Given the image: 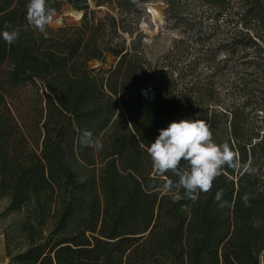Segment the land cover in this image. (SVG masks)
Segmentation results:
<instances>
[{"label":"trees","instance_id":"obj_1","mask_svg":"<svg viewBox=\"0 0 264 264\" xmlns=\"http://www.w3.org/2000/svg\"><path fill=\"white\" fill-rule=\"evenodd\" d=\"M152 1L47 0L82 16L45 35L26 19L28 0H0V32L20 31L12 44L0 37L7 264H264V0H162L177 34L149 56L138 25ZM228 73L221 95L215 78ZM184 118L206 121L257 171L225 166L195 202L163 191L178 177L157 175L147 148ZM85 131L103 147L84 146Z\"/></svg>","mask_w":264,"mask_h":264},{"label":"clouds","instance_id":"obj_2","mask_svg":"<svg viewBox=\"0 0 264 264\" xmlns=\"http://www.w3.org/2000/svg\"><path fill=\"white\" fill-rule=\"evenodd\" d=\"M53 12L54 9L48 6L47 0H28L26 5L28 23L45 35ZM3 27L0 37L8 44L14 43L19 38V29L8 22ZM81 143L93 148L103 147L89 131L83 133ZM147 152L157 175L165 176L171 172L178 177V181L166 178V182L162 184L163 191L170 192L182 188L184 196L193 202L198 199L200 192L211 191L214 181L221 175L225 166L245 173L257 171L252 167L251 161L242 163L239 153L234 151L228 142L216 143L210 125L201 119L184 118L170 122L166 128L159 130V135L147 148ZM182 162H186L187 167H181ZM222 197L223 190H218L215 200L220 202L221 207L228 206V202L223 201ZM243 200L245 206H248L247 195Z\"/></svg>","mask_w":264,"mask_h":264},{"label":"rangeland","instance_id":"obj_3","mask_svg":"<svg viewBox=\"0 0 264 264\" xmlns=\"http://www.w3.org/2000/svg\"><path fill=\"white\" fill-rule=\"evenodd\" d=\"M92 6V4H91ZM147 7L150 9L151 13L147 11ZM165 8V3L162 0H153L150 3H147L145 7V12L142 13L140 22L138 25L139 30L147 35V41L145 44L148 46V55H157L160 54L170 46L171 39L175 38L177 34L176 29L165 20L163 9ZM105 9V8H103ZM190 12H200L205 11L206 8L202 3H190L189 4ZM70 6L65 5L59 13L52 14V20L49 25L52 27H60L64 25H73L77 24L80 20V17L77 18V14L73 11ZM77 11V10H76ZM201 20H205V17H201ZM205 22L213 23L212 18H207ZM216 22V21H215ZM217 24H221V18L217 20ZM224 58L222 52L216 53L215 63H220ZM112 63V57L110 55L106 56V63L102 65L104 68H107ZM92 66L99 65L97 62H91ZM201 75L205 76L210 73V67L207 65H202L200 69ZM215 79H224L223 82H219L217 86V91L221 95L231 94L230 88L227 84V79H231V75L228 73L223 78L216 77ZM3 206V203H0V209ZM8 221L0 222V264H7L8 258L5 256L4 251V240L2 234V227Z\"/></svg>","mask_w":264,"mask_h":264},{"label":"bare ground","instance_id":"obj_4","mask_svg":"<svg viewBox=\"0 0 264 264\" xmlns=\"http://www.w3.org/2000/svg\"><path fill=\"white\" fill-rule=\"evenodd\" d=\"M73 11L77 14V18L80 17V14H81L80 11H75V10H73Z\"/></svg>","mask_w":264,"mask_h":264},{"label":"built area","instance_id":"obj_5","mask_svg":"<svg viewBox=\"0 0 264 264\" xmlns=\"http://www.w3.org/2000/svg\"><path fill=\"white\" fill-rule=\"evenodd\" d=\"M147 6V5H146ZM147 11L149 12V13H151V11H150V9L147 7Z\"/></svg>","mask_w":264,"mask_h":264},{"label":"water","instance_id":"obj_6","mask_svg":"<svg viewBox=\"0 0 264 264\" xmlns=\"http://www.w3.org/2000/svg\"><path fill=\"white\" fill-rule=\"evenodd\" d=\"M81 16H82V13L80 14V18H81Z\"/></svg>","mask_w":264,"mask_h":264}]
</instances>
